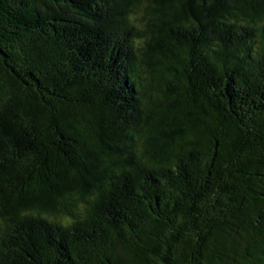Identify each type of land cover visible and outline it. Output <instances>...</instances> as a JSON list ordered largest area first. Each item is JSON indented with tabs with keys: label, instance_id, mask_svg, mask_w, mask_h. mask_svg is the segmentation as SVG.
Instances as JSON below:
<instances>
[{
	"label": "trees",
	"instance_id": "obj_1",
	"mask_svg": "<svg viewBox=\"0 0 264 264\" xmlns=\"http://www.w3.org/2000/svg\"><path fill=\"white\" fill-rule=\"evenodd\" d=\"M0 264H264V0H0Z\"/></svg>",
	"mask_w": 264,
	"mask_h": 264
}]
</instances>
